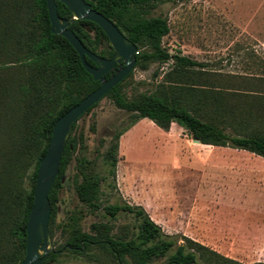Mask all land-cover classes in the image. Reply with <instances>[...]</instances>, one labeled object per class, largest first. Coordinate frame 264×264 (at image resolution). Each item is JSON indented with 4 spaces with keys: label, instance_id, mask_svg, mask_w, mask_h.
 <instances>
[{
    "label": "trees",
    "instance_id": "obj_1",
    "mask_svg": "<svg viewBox=\"0 0 264 264\" xmlns=\"http://www.w3.org/2000/svg\"><path fill=\"white\" fill-rule=\"evenodd\" d=\"M86 1L114 21L138 46L136 67L146 69L151 63L172 60L170 72L152 90L127 93L126 81L133 70L105 96L118 108L130 112L131 118L126 127L112 136V144L105 152L114 180L120 137L142 118L151 119L165 130L177 123L187 136L203 144L246 149L264 156V94L231 92L227 96L226 92L209 88L208 77L201 72L205 71L204 62L171 53L163 44L164 36L170 32L168 16L154 14L161 3L170 0ZM57 4L59 14L69 18L68 6L60 0ZM71 28L88 49L106 58L113 56L115 49L97 23L76 19ZM87 60L95 65L90 58ZM8 62L18 66L12 67ZM159 74L157 69L154 75ZM100 84L86 70L71 42L51 31L46 0H0V241L13 244L9 264H22L26 255V226L38 168L55 122ZM79 120L67 139L59 173L49 193L52 237L59 190L78 145L74 132ZM85 161L82 159L81 163ZM101 180L97 172L82 171L75 184L80 201L93 211L102 207ZM104 209L112 219L121 211L133 213L139 221L136 230L113 234L109 224L101 223L94 224L95 232L89 233L74 220L63 247L78 254L97 247L112 256L116 264H151L162 257L167 259L165 264H196L199 259L206 264H242L191 237L182 235L184 242L179 243L141 204L117 202ZM61 249L55 248L42 264L58 261Z\"/></svg>",
    "mask_w": 264,
    "mask_h": 264
},
{
    "label": "rangeland",
    "instance_id": "obj_2",
    "mask_svg": "<svg viewBox=\"0 0 264 264\" xmlns=\"http://www.w3.org/2000/svg\"><path fill=\"white\" fill-rule=\"evenodd\" d=\"M230 1L170 0L161 3L154 11L155 15H166L169 19L170 32L163 38L164 46L173 54L205 62L206 70L201 72L208 77L209 88L226 92L227 96L239 92L237 89L257 87L255 78L240 76L246 67L241 56L245 47L242 38L246 35L242 33L239 14L230 11L236 0ZM215 6L220 12L212 11ZM171 66L172 60L163 64L151 63L146 69L136 67L126 81L125 90L128 94L152 90L164 80ZM157 69L160 74L155 76ZM249 72L255 73L256 70L249 69ZM232 101L234 99L231 104ZM130 120V112L118 108L111 98L104 97L78 121L74 132L78 145L59 190L52 237L54 247H62L61 254L58 261L47 264H116L112 256L97 247L82 254L71 253L63 247L74 220L89 233L95 232L94 224L101 223L109 224L113 234L136 230L139 221L133 213L121 211L112 219L104 209L107 204H141L150 216L155 217H158L156 210L161 208L160 213L171 217L167 222L173 224L172 233L164 232L177 238L179 243L184 239L182 233L174 231L178 217L211 214L252 225L264 211L262 186L246 184L239 175H232V171L224 167L226 155L207 151L230 147L196 144L179 125L173 124L170 131H164L149 118L140 119L120 137L114 180L109 174L105 152L112 144V136ZM82 159L86 160L85 164L81 163ZM91 170L102 177V207L96 211L80 201L75 189L82 171ZM24 182L26 186L27 180ZM13 249L8 240L5 243L0 241V264L10 263L8 255ZM232 255L242 264L264 262V235L250 237L249 244L239 247L238 253ZM166 260V257L158 258L151 264H165ZM196 264L206 263L199 259Z\"/></svg>",
    "mask_w": 264,
    "mask_h": 264
},
{
    "label": "water",
    "instance_id": "obj_3",
    "mask_svg": "<svg viewBox=\"0 0 264 264\" xmlns=\"http://www.w3.org/2000/svg\"><path fill=\"white\" fill-rule=\"evenodd\" d=\"M46 1L51 31L65 36L71 42L78 51L86 70L95 80H100L101 84L66 111L54 124L51 140L38 168L34 202L26 226V255L22 264H42L44 257L55 250L49 228L52 212L49 193L58 176L65 145L74 123L136 68L138 53V46L121 31L115 22L94 9L86 0H60L70 9L69 18L59 14L57 0ZM76 19L91 20L102 27L115 49L112 57H103L87 48L71 28V23ZM87 58L94 61L95 65L91 64ZM107 73L111 75L107 77ZM194 141L197 142V140Z\"/></svg>",
    "mask_w": 264,
    "mask_h": 264
},
{
    "label": "crops",
    "instance_id": "obj_4",
    "mask_svg": "<svg viewBox=\"0 0 264 264\" xmlns=\"http://www.w3.org/2000/svg\"><path fill=\"white\" fill-rule=\"evenodd\" d=\"M230 2L232 3L233 1L231 0ZM235 3L236 4L233 5L234 9L230 11L239 14L242 33L246 35L242 38L244 39L245 47L241 51V56L246 62V67L244 71L240 73V76L255 78V84L257 85L255 88L237 89L236 91L264 94V0H236ZM212 11L216 13L220 12L216 6ZM225 11L228 12L229 10ZM249 45H251V47H249ZM206 67H204V70H206ZM249 69H254L256 72L250 73ZM173 124L177 123H172V125ZM172 125L168 130L160 128L164 131H170ZM193 142L199 145L217 147V145L203 144L194 140ZM207 151L210 154L219 153L224 156L226 155L227 159L223 161L225 162L224 167L231 170L232 175H239L241 180L245 181L246 184H260L263 188L262 194L264 196V156L246 149L233 147L220 150L209 149ZM156 211L155 213H157L158 217H155V215H151V217L162 226L166 233H172L173 224L167 222L168 218L170 219L171 217L160 213L161 208ZM191 217L192 218L189 216L183 218L178 217L177 220H175L176 230L174 231L191 237L209 246L213 250L236 260L238 257L232 254L238 253L239 247L248 245L250 237H256L258 234L264 235V211L260 213V217L255 219V223L252 225L243 222L237 223L231 219H223L211 214L194 213ZM191 221L192 225H190Z\"/></svg>",
    "mask_w": 264,
    "mask_h": 264
},
{
    "label": "flooded vegetation",
    "instance_id": "obj_5",
    "mask_svg": "<svg viewBox=\"0 0 264 264\" xmlns=\"http://www.w3.org/2000/svg\"><path fill=\"white\" fill-rule=\"evenodd\" d=\"M107 74L111 75L110 73H107Z\"/></svg>",
    "mask_w": 264,
    "mask_h": 264
}]
</instances>
